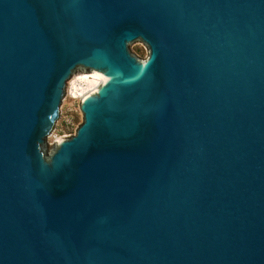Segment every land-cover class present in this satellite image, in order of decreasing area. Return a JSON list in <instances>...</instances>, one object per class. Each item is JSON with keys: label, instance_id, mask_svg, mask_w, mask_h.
<instances>
[{"label": "water", "instance_id": "water-1", "mask_svg": "<svg viewBox=\"0 0 264 264\" xmlns=\"http://www.w3.org/2000/svg\"><path fill=\"white\" fill-rule=\"evenodd\" d=\"M0 264H264V0H0Z\"/></svg>", "mask_w": 264, "mask_h": 264}, {"label": "rangeland", "instance_id": "rangeland-1", "mask_svg": "<svg viewBox=\"0 0 264 264\" xmlns=\"http://www.w3.org/2000/svg\"><path fill=\"white\" fill-rule=\"evenodd\" d=\"M130 52L136 56L138 59L145 60L148 57V52L146 45L141 41H136L129 45ZM91 72L79 71L76 70V73L72 75L71 79L68 80L67 86L65 88V95L62 99V103L60 105V114L59 118L55 123V126L50 133V135L45 139L47 145V151H49L54 143L58 139L68 138L76 134V129L83 122L82 113L80 111V99H75L70 95V82L74 79V77H78L81 75H91Z\"/></svg>", "mask_w": 264, "mask_h": 264}, {"label": "bare ground", "instance_id": "bare-ground-1", "mask_svg": "<svg viewBox=\"0 0 264 264\" xmlns=\"http://www.w3.org/2000/svg\"><path fill=\"white\" fill-rule=\"evenodd\" d=\"M83 76L85 75L75 76L70 82V95L75 99H81L86 93L96 89L101 84V80Z\"/></svg>", "mask_w": 264, "mask_h": 264}]
</instances>
